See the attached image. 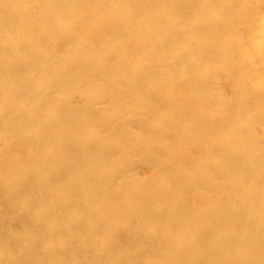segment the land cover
<instances>
[{
	"label": "bare ground",
	"instance_id": "6f19581e",
	"mask_svg": "<svg viewBox=\"0 0 264 264\" xmlns=\"http://www.w3.org/2000/svg\"><path fill=\"white\" fill-rule=\"evenodd\" d=\"M0 264H264V0H0Z\"/></svg>",
	"mask_w": 264,
	"mask_h": 264
}]
</instances>
